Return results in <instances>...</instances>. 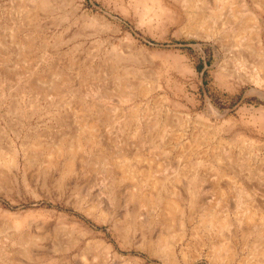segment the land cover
Instances as JSON below:
<instances>
[{
    "label": "rangeland",
    "instance_id": "374dc122",
    "mask_svg": "<svg viewBox=\"0 0 264 264\" xmlns=\"http://www.w3.org/2000/svg\"><path fill=\"white\" fill-rule=\"evenodd\" d=\"M46 1L41 10L37 0H0V61L18 51L11 33L19 29L15 38L33 41L28 62L38 63L39 71L58 57L64 63L73 59L76 67L72 71L62 67L71 78L52 99L27 103V94L18 99L17 109L8 100L1 101L0 151L7 153L10 142L20 148L41 139L53 143L70 138L79 119L94 117L99 119L95 131L99 147L85 153L81 172L62 180V166L46 173L40 158L26 181L20 171L15 179L13 170L0 169V208L7 211H0V224H22L17 236L0 234V264H227L224 254L216 257L221 242L233 248L230 264H264V256L253 252L264 244V77L258 67L264 59V25L258 43L252 15L240 0L226 1L222 17L205 14L203 27L196 23L199 0L168 1L180 13L174 21L142 18L129 0H84L83 9L108 20L101 27L72 23L60 0ZM247 7L264 22V0L249 1ZM212 24L218 31L213 37L200 34ZM229 25L237 26L239 34L233 32L230 38ZM237 38L249 50L232 45ZM123 48L131 52V59L121 58ZM112 49L115 72L128 73L122 79L98 63L97 55ZM87 55L93 66L84 74ZM174 56L187 60L189 69L174 65ZM223 66L225 75L220 74ZM121 82L123 95L116 90ZM115 143L126 153L127 164L139 171L138 178L148 173L150 182L157 181L155 188L150 183L144 186L143 194L153 198L158 192L183 208V226L178 216L163 220L160 204L142 207L126 201L131 183L118 181L115 162L122 160L112 154ZM98 178H104L100 185ZM211 208L227 219V227L203 221ZM245 208L254 212L251 223L244 219ZM56 226L65 231L63 235ZM24 234L31 241L21 244L19 235ZM113 252L122 259H114Z\"/></svg>",
    "mask_w": 264,
    "mask_h": 264
},
{
    "label": "bare ground",
    "instance_id": "6f19581e",
    "mask_svg": "<svg viewBox=\"0 0 264 264\" xmlns=\"http://www.w3.org/2000/svg\"><path fill=\"white\" fill-rule=\"evenodd\" d=\"M83 1L84 0H60L61 6L67 9L66 12L69 14V16L71 17V19H73L72 23H78L81 26H85V27H101V26L105 25L106 23H109L108 20L102 14H100L99 12H93V13H91L90 10L83 9V7H82L83 6ZM129 1L130 2L132 1V6H133V11L134 12H136L137 14H139L140 16H142V18L148 19L150 21L153 20V19H162V18L163 19L164 18H170V19L173 20V18L175 19V18L179 17V14H180L179 13V10L175 9L172 5L169 4L168 1H171V0H129ZM226 1H228V0H199L198 2H200V3L198 4V6L195 7V9H196L195 11L197 12L196 15H195L196 16V23H197V25L203 27V24L206 22V19H207V18H205V14L208 15V16L215 17V18L222 17L223 16L222 15V13H223L222 12V9L225 6L224 4L227 3ZM249 1L256 2V0H240V2L243 3V6H244L245 10H247L252 15V25L254 26V32L252 31L253 32V38L256 39L258 41V43L259 42L261 43V41H262V37L261 36H262L264 22H263L262 17L261 16L259 17V15H257L254 12L255 10L252 12V11H250L248 9L247 3ZM37 2H38V8L39 9L44 10L47 7V4L48 3H47L46 0H37ZM37 2H36V4H37ZM251 9H252V7H251ZM28 11L29 10H27V12ZM193 13H194V10H193ZM229 19H230V17H229ZM229 19H228V21H229ZM249 20L251 21V18ZM247 22L248 21H246V23H244L243 28H245ZM235 23H237V22L235 21ZM213 25L214 24L205 26L203 28L204 29L203 32L200 31V34L203 35V36L209 37V38L210 37H213L214 34L218 32L217 31V27H215ZM229 28H230V25H229ZM231 28H230V30L228 32L230 34V38L234 37V35H233L234 33L233 32H235L236 35L239 34V32H240L239 31L238 33H236V30L238 29L237 26L234 29H231ZM239 28H242V27H239ZM70 30H72V28ZM199 30H201V29H199ZM17 32L19 33V29L15 30V32L11 33V41H13V42H15L16 44L19 45L18 51L15 52V53H7V52H4L5 51V49H4L3 52L4 53H7V54H5L4 55V58L1 59V61H0V104H1V101L8 100V102L12 105V108L13 109H17V106L19 105L18 99H23L24 96H27V94L29 95V97L28 96L25 97V101L28 103V101H33L34 99H35V102H36V100H47L48 98H51V95L52 94H55V96H56L57 94L61 93L62 90H63V84H65L66 80H68L69 78H71V76L68 77L65 74V72L62 70V67L64 68L65 66H67V67H69L71 69V71L74 70L75 67H76L75 66L76 63H75V61L73 59H70L69 62L64 63L63 62L64 60L63 61H60L62 59H60V57H58L54 61H49L48 65L45 66L46 67V70H44L42 68L41 71H39V69H37L38 66H39L38 63H36L34 61L28 62V59L30 58V54L33 52V49H32L33 41H19V40H17L15 38L16 37L15 34H17ZM56 39H58V38H56ZM238 39L239 38H237V40H233V44L232 45H234V46H240L241 50H243L244 52H246L247 50H249L248 47H247V45H242V43L239 42L240 40H238ZM123 50H124L123 52H126L125 54L122 53V56L120 55L123 60H129V59H131V57H133L130 51H127L124 48H123ZM113 53H114V49H112L110 51H106L103 54H98L96 52L95 55L98 54L97 57H98V63H99L100 66L103 65V67H104V64H105L107 66V68L109 67V69H111V72L114 73L116 71V69H115V66H114L115 65V62L113 60L116 57H115V55H114L115 58L113 57ZM135 54H137V53H135ZM91 56H92V54H91ZM87 58H88L87 61L83 63V72H84V74H86V70L90 67V65L93 66V64H91V61L92 60H90L91 57H88V55H87ZM71 60H73V61H71ZM118 62H119V60H118ZM148 62H150V61H148ZM98 63H97V65H98ZM173 64L176 65L177 67L181 68V69H183V68H188L189 69V64L187 63V60L184 59V62H183V57H181V56H174ZM258 67H259V73L264 77V59H262V58L260 59V62H259V66ZM226 68H227L226 66H223V69H222V71H221L220 74L225 75L226 72H224V71L226 70ZM107 71H108V69H107ZM67 73H68V71H67ZM74 74L75 75L77 74L76 70L74 71ZM127 74L128 73L125 72V71H120V72H115V74H113V75H114V77L116 79H122ZM151 84H152V86H155V84H153V83H151ZM256 86H255V89L254 90H257V92L258 91L260 92L261 91V88H258ZM83 88H84V86H83ZM157 88H159V86H157ZM137 89H140L141 91H144L143 88H137ZM116 90L121 95L126 94V91L124 89V83L123 82H121V83L118 84V86L116 87ZM90 92H92V90ZM97 92H99V91H97ZM93 100H94V98H93ZM39 102H41V101H39ZM49 105L50 106H53L54 104L52 102H50ZM84 106L86 108L92 109V107H91L92 105H84ZM66 108H67V106H66ZM12 111H14V110H12ZM16 112L17 111H15V113ZM31 114L32 113L28 114V116H30ZM18 116H20V115H18ZM63 116H65V115L63 114ZM105 116L106 115H104V117ZM18 119H19V117H18ZM58 119L60 120L61 123H63L62 120H61V118H58ZM63 120L65 121V119H63ZM98 120H99L98 117H94L91 120H87V119H84V118L79 119V121H78L79 124H78V126L75 127L76 129H75V132H74L73 135H72L73 132H71L70 138H67V137H64L63 136V137H60L59 140H56L55 139L56 142H53L52 141L53 143H51V142L48 143L49 141L46 142V143H42L41 142L42 139H41L40 142L33 143L32 146H29V147L28 146H22V147L18 148V147H16V144L13 143V142H10L11 141L10 140L9 141L10 142V145H8V152L7 153H2L0 151V166H1L0 169L7 168L8 170H13V178H15V179H17L18 172L20 171V172L23 173V178L26 181V176L28 174H31L30 172L33 170V168L36 165L39 166V163H38L39 160L38 159L40 158V160H42V161H40V164H42V163L44 164L43 165V167H44V170L43 171H45L46 173L48 172V173L51 174L53 172H57V170L59 169V166L60 165L62 166V169L60 170V174H59V178L61 180L63 179L64 176L66 177V176H69V175L77 174L78 172H81L82 171V168H83V165L82 164H83V159H85V153L86 152H89L93 148H96L98 146V144H99L98 143V140H97V137H96V134H95V131L97 130V122H98ZM126 121H127V119H126ZM162 121H164V120H162ZM10 123H12V122H10ZM9 125H11V124H9ZM11 127H12V125H11ZM14 129H16V128H14ZM45 132L47 133V131H45ZM42 133H44V132H42ZM40 134H41V132H40ZM130 134H131V132H130ZM51 135H49V136H51ZM0 138H1V136H0ZM49 139H51V138H49ZM2 141H4V140H2ZM0 145H2V144H0ZM119 146H120L119 144H116L115 143V151L112 154H115L116 156L121 157V160H122L121 161L122 163L115 162L116 165H117L116 171H118L120 173V176L118 177V181L127 180V181H129L131 183V190L128 192V194L126 196V201L127 202H137L142 207H152L155 204H160V206H161L160 214L162 215V219L163 220H166L168 218H171L172 219L173 217L178 216V219H179L178 222H179L180 226H183L184 225V220L182 218L183 213H184L183 208L180 207L177 204V202H175V201H173L171 199L166 198L164 195L162 196L158 192H155L153 198H152V195H149L148 193L147 194H143V193H145V192L142 191L144 189L143 188L144 186H146V185H148L150 183V185L152 186V188H155L158 185V183L155 180H152L150 182V177L148 176V173H147V175L143 176L144 178H138L137 177V174H139V171L135 167L130 166L131 165L130 163H129L130 165L127 164V162H126V156H125L126 153L123 151V149L121 148V146L120 147ZM3 147H4V144H3ZM129 152H131V151H129ZM103 158H105V162H106V156H103ZM95 159H97V157ZM95 161L96 160H92L90 163L95 162ZM132 163H133V161H132ZM5 171H6V169H5ZM0 172L2 173V171H0ZM107 173H110V169L107 171ZM50 174H46V175H50ZM0 176H2V175H0ZM105 178H109L107 174L105 175ZM50 179H52V178H50ZM101 179L104 180V178H101ZM101 179H99V182H100ZM100 184H101V182L99 183V185ZM71 187H72V185H71ZM214 187L217 188V191H219L220 197L224 196V193L221 190V188L218 187V184H214ZM111 190H114V189H111ZM106 193H108V192H106ZM103 195H105V194H102V196ZM103 200H105V202H106L108 199L106 198V199H103ZM0 211H3V210L0 208ZM215 212H216V208H214V209L211 208L210 210H207L206 209V211H205V213L203 215V221L205 223H209L210 225L213 224L214 226H216V227H218L220 229L221 228H224V227H227V225H228L227 219L225 217H221V218L218 217L219 215L217 214L218 215L217 216ZM245 212H246V214L244 215V219L247 222H250L251 223L255 219L254 212H250V210H248L247 208H245ZM3 213H7V211H3ZM62 217L63 218H61V220L64 221L66 217L64 215H62ZM259 219L261 220L262 217L260 216ZM21 226H22V224L20 222H14L13 224H11L8 227L6 226V224L2 223V224H0V234H3L6 238H10L12 236H17L18 233H20V227ZM78 226L81 227V224H79ZM56 227L57 228H55V230H57V232L59 234H62L63 235V233L65 231L62 230L60 228V226H56ZM84 231H87V230L84 229ZM169 231L170 230L168 229L165 233H163L161 235V239L163 237H166L168 235V232ZM121 233H123V232L121 231L120 234ZM65 239L66 238H64V239L62 238L61 240H65ZM18 241L21 244L29 243L31 241V237H30L29 234L19 235ZM55 246H56V243H55ZM64 247H65V245H64ZM58 248H59V246H58ZM253 252L256 255L264 256V244L260 245L259 247H256ZM221 254H224L225 260L227 259V264H230L233 261V259H234V251H233V248L231 247V245H229L226 242H223V243L221 242L220 246L216 250V257H220ZM119 256H120V254H119ZM119 256L115 252L112 253V257L114 259H122V258H119ZM222 258H224V257H222Z\"/></svg>",
    "mask_w": 264,
    "mask_h": 264
}]
</instances>
